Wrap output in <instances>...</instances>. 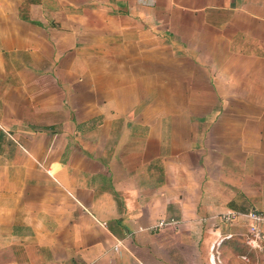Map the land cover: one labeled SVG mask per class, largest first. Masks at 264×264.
I'll return each instance as SVG.
<instances>
[{
    "label": "crops",
    "instance_id": "1",
    "mask_svg": "<svg viewBox=\"0 0 264 264\" xmlns=\"http://www.w3.org/2000/svg\"><path fill=\"white\" fill-rule=\"evenodd\" d=\"M251 209L264 0H0V264H264Z\"/></svg>",
    "mask_w": 264,
    "mask_h": 264
},
{
    "label": "built area",
    "instance_id": "2",
    "mask_svg": "<svg viewBox=\"0 0 264 264\" xmlns=\"http://www.w3.org/2000/svg\"><path fill=\"white\" fill-rule=\"evenodd\" d=\"M239 215L238 212L229 211L226 214L221 216L223 221H228L234 219ZM248 220L250 221L248 227V234L246 236V243L253 249L262 250L264 243V212L251 209L246 214ZM164 224H167L164 220H159L156 224L157 227H160ZM119 242L116 243L114 249L117 250Z\"/></svg>",
    "mask_w": 264,
    "mask_h": 264
}]
</instances>
